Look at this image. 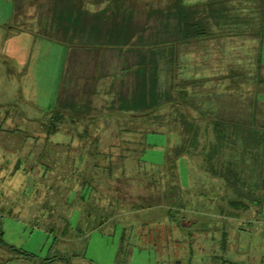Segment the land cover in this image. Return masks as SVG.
<instances>
[{
    "label": "rangeland",
    "instance_id": "374dc122",
    "mask_svg": "<svg viewBox=\"0 0 264 264\" xmlns=\"http://www.w3.org/2000/svg\"><path fill=\"white\" fill-rule=\"evenodd\" d=\"M4 9L0 6L3 14ZM40 50L41 55L35 48L32 56L31 66L36 70L30 80L23 74L7 78L6 63L0 60V238L28 253L22 255L28 261L18 264H264V194L257 190L256 178L244 174L252 169L236 168L232 163L230 150L221 157L225 161L222 166L241 171L247 185L219 186L206 173L197 174L199 151L179 156L172 169L165 160L178 150L176 145L165 134L147 133L142 163L147 168L155 165V172L147 169L145 179L135 176L132 181H116L107 176L104 183H93L100 193L121 201L118 212L125 222L119 221L120 216L105 222L103 213L112 208L102 195L97 202L85 199L89 191L82 187L86 178L89 182V174L86 177L83 172L87 153L77 135L75 143L68 144L70 135L63 133L70 127L69 121L62 120L57 132L49 127V121L44 125L36 122L55 105L67 55L66 47L59 43L48 54ZM17 61L20 64L21 59ZM111 140L106 137L98 150ZM98 163L101 166H87L91 177L107 164ZM177 182L180 189L174 186ZM235 188L245 190L238 193ZM184 191L191 194L186 201L180 199ZM133 205L146 209L187 206L191 211L183 214L196 224L181 236V227L175 228L174 222L152 218L151 223L150 217L136 234L138 226L133 220L146 214L140 218L136 212L132 214ZM245 206L246 211L242 210ZM161 232L168 234V242ZM1 247L4 258L6 249Z\"/></svg>",
    "mask_w": 264,
    "mask_h": 264
},
{
    "label": "crops",
    "instance_id": "0c3cea01",
    "mask_svg": "<svg viewBox=\"0 0 264 264\" xmlns=\"http://www.w3.org/2000/svg\"><path fill=\"white\" fill-rule=\"evenodd\" d=\"M180 2L192 24L191 42L182 40ZM0 6L5 8L4 14L0 10V60L7 78H33L35 48L39 55L58 43L67 49L51 110L64 101L74 114L132 112L136 97L150 93L152 85L170 94L177 91L172 81H187L194 116L211 134L232 122L264 129V0H0ZM155 35L167 48L177 43L182 49L176 68L162 50L161 55L132 50L133 43L153 46ZM240 159L253 170L244 174L255 175L264 194V151ZM8 246L1 247L6 255L0 252V264L28 261Z\"/></svg>",
    "mask_w": 264,
    "mask_h": 264
},
{
    "label": "trees",
    "instance_id": "16d2710c",
    "mask_svg": "<svg viewBox=\"0 0 264 264\" xmlns=\"http://www.w3.org/2000/svg\"><path fill=\"white\" fill-rule=\"evenodd\" d=\"M177 6L181 14L180 30L182 31V38H184L182 40H184V42H191L194 33L191 30L192 24L189 23L190 17L186 15L187 9L181 2L178 3ZM184 13L185 15H183ZM139 34H141L139 35L141 38L146 35L145 27L142 33ZM156 35L159 37L158 33H156ZM156 35L154 36L155 40L151 42L153 46H144V42L140 44L133 43L132 50L141 52V54L146 53V51H151L152 54L159 55H161L160 51L162 50V55L165 56V59L169 62L172 69L176 68L179 62V56L182 55V49H178L176 46L177 43H172V45L167 48L165 42L158 40ZM147 62L148 61H146V63ZM143 66H145L144 63ZM146 67L149 68L148 63ZM186 83L188 82L186 81ZM186 83L183 81L177 84L175 81H172L170 85L173 88L177 87V91L170 94H164L167 91L159 92L157 87L152 85L149 90L150 93L147 95H138L136 97L138 103L136 104V110L132 112L118 113L111 110H104L105 112L102 115L74 114L67 109V105L63 101L62 105L44 113L41 118L36 120V122H40L43 125L46 124V121H49V127L55 129V132L60 129L59 125L61 124L59 123L62 122V120L69 121L70 127L65 129L63 133L64 135H70V143L68 144L71 146V144L75 143L74 135H77L78 140H81L84 144L83 150L87 153L84 159L83 166L85 167L83 168V172H85L86 177H88L89 174V182H87L86 178L82 187H88L87 189L89 191L85 199H88L87 201L90 203L93 201L97 202L100 200V195H102L104 196L103 200L108 199V203L112 208L111 211L106 210V213L102 212L105 217V222L120 216L119 218L121 219H119V221L123 223L125 221V216L123 217L122 214L119 215L120 213L118 212V209L121 207L120 199L108 198L106 194L100 193L97 190L96 184L99 185V183H104V179L107 176L116 181H120L121 178H129L130 181H132V177L135 176L139 179L147 178V169L151 168V174L155 172V170L158 169L154 167L155 165H151L152 167L150 166V168H147L146 165L142 163V158L146 149L144 137L150 132L167 135L169 142L175 144L178 148V150L174 151V155L166 156L165 163H169L172 169L175 168V161L179 156L190 153L194 155L196 151H199L200 170L206 173L208 178L209 176L213 179L215 178L216 180L212 181L216 183V185L232 187L234 184H246L244 180L246 176L239 174L241 171L234 172L229 170L228 167L226 169L225 166H222L225 161L222 160L223 158L221 157L226 156L223 148L228 145L233 157H237L232 158V163L235 164L236 168L241 167L244 169L242 167L243 161L240 158L245 156L250 157L256 155L258 151H264V129H261L262 133H260L256 128L242 126L232 122L227 123V125L230 126L227 128L215 129L214 127L213 133L211 134V128H202L199 126V122L194 116L193 96L187 93L188 85ZM205 121L208 123V118H205ZM79 127L81 128L80 130ZM46 137H48V135H46ZM106 137L112 140L99 151L98 148L101 142L106 140ZM117 140L120 141V143L118 142V144H116L115 141ZM121 143H125L127 146L124 147ZM59 144L63 145L65 143L61 142ZM121 145L123 147H121ZM129 145L130 148L128 147ZM115 146L119 147L115 149ZM99 160L107 162V164L104 165V168L98 167L100 171H97L96 175L93 173L91 177V170L87 168V166H101V164L98 163ZM95 162H97V164ZM130 163L134 164V167H132ZM131 168H133L132 171ZM231 176L232 178H230ZM254 177L256 178L255 175ZM94 182L96 184H93ZM174 186L179 187L180 184L177 182ZM234 190L239 193L243 192L245 189L241 190L235 188ZM182 193L184 197L181 195L180 199L186 201L191 198L189 192L186 193V191H184ZM168 195L170 196V194ZM143 206L144 205L132 206V214L136 212L139 218L140 214H146L145 218H142L143 216L141 217L142 220H133L137 224L138 230L144 229L143 227L149 223L144 220L150 217L151 223L153 222L152 218L154 220L163 219L167 223L174 222L175 228L181 227V236H185L187 232L193 230V226L196 224V220L184 216V211L189 210L187 206L174 205L172 206L174 208H168L156 205L150 206V209H146L145 206ZM242 210L246 211V206ZM187 222L191 224L187 225ZM160 234L165 243L168 242L170 239L166 236L168 234L163 235V232ZM178 240L180 241V239ZM0 245L8 246L1 238ZM8 247L14 249V247ZM178 247L179 244L177 245V248ZM221 247L224 248V243ZM15 250H17L20 255L28 256V253L23 250Z\"/></svg>",
    "mask_w": 264,
    "mask_h": 264
},
{
    "label": "water",
    "instance_id": "95a60500",
    "mask_svg": "<svg viewBox=\"0 0 264 264\" xmlns=\"http://www.w3.org/2000/svg\"><path fill=\"white\" fill-rule=\"evenodd\" d=\"M187 223H190V222H187Z\"/></svg>",
    "mask_w": 264,
    "mask_h": 264
}]
</instances>
